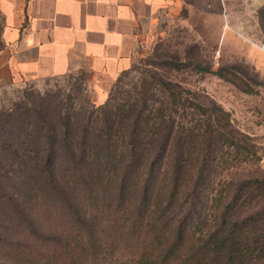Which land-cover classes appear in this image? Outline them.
<instances>
[{"label":"trees","instance_id":"trees-1","mask_svg":"<svg viewBox=\"0 0 264 264\" xmlns=\"http://www.w3.org/2000/svg\"><path fill=\"white\" fill-rule=\"evenodd\" d=\"M86 80L0 107V264H264V178L212 177L247 148L226 113L157 71L100 104Z\"/></svg>","mask_w":264,"mask_h":264},{"label":"rangeland","instance_id":"rangeland-1","mask_svg":"<svg viewBox=\"0 0 264 264\" xmlns=\"http://www.w3.org/2000/svg\"><path fill=\"white\" fill-rule=\"evenodd\" d=\"M199 7L183 5L163 13L155 30L139 35L130 66L113 80L99 77V83H93L83 70L87 79L83 94L100 104L118 77L128 83L144 70L157 71L189 89L199 101L220 107L239 141L246 143L237 165L215 170L213 179L221 183L229 177L264 178V0H223L204 11ZM2 22L0 14V27ZM196 63L209 70H198ZM80 72L18 84L0 82V107L25 92L45 94L54 85L68 92V79L74 80Z\"/></svg>","mask_w":264,"mask_h":264},{"label":"crops","instance_id":"crops-1","mask_svg":"<svg viewBox=\"0 0 264 264\" xmlns=\"http://www.w3.org/2000/svg\"><path fill=\"white\" fill-rule=\"evenodd\" d=\"M223 0H0V82L73 71L113 80L130 66L141 34L179 6L209 9Z\"/></svg>","mask_w":264,"mask_h":264},{"label":"built area","instance_id":"built-area-1","mask_svg":"<svg viewBox=\"0 0 264 264\" xmlns=\"http://www.w3.org/2000/svg\"><path fill=\"white\" fill-rule=\"evenodd\" d=\"M263 47H264V42H263Z\"/></svg>","mask_w":264,"mask_h":264}]
</instances>
